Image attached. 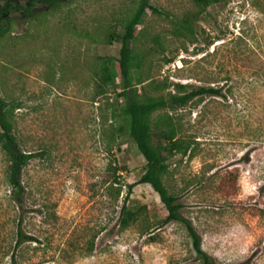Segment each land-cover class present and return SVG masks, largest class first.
Masks as SVG:
<instances>
[{
	"label": "rangeland",
	"instance_id": "1",
	"mask_svg": "<svg viewBox=\"0 0 264 264\" xmlns=\"http://www.w3.org/2000/svg\"><path fill=\"white\" fill-rule=\"evenodd\" d=\"M136 3L39 6L33 19L17 15L0 39V95L13 110L18 148L33 155L16 197L0 148V264H202L182 221L214 264H264V0H218L202 11L192 0H149L157 12L147 9L130 44L146 56L148 82L167 91L213 87L221 96L174 111L191 151L169 160L164 181L182 221L162 224L159 196L138 184L126 206L139 216L121 229L120 206L145 160L118 133L121 81L96 96L85 66L91 56L119 58V41L92 36L104 27L121 34ZM184 19L193 34L175 31ZM113 159L120 171L110 187ZM230 170L236 183L223 188ZM18 226L36 241L16 246Z\"/></svg>",
	"mask_w": 264,
	"mask_h": 264
},
{
	"label": "trees",
	"instance_id": "2",
	"mask_svg": "<svg viewBox=\"0 0 264 264\" xmlns=\"http://www.w3.org/2000/svg\"><path fill=\"white\" fill-rule=\"evenodd\" d=\"M68 0H25L20 3L16 0H0V39L6 36L16 24V16L20 15L29 20L36 17L37 7L58 9ZM194 5L202 11L208 6L215 4L218 0H192ZM147 9L157 12L151 8L149 0H137L132 12L125 18L122 33L107 28H99L92 36L97 38L96 42L110 44L119 41L121 44L119 58L114 62L109 57L91 56L86 61V69L89 77L95 85L96 96L104 94L106 89L115 83L116 79L121 81V91L118 93L116 102L121 100L118 118L123 122L118 126V133L125 132L135 144L137 151L145 160V168L141 176L126 189V195L119 211V226L127 228L137 220V211L130 210L126 206V200L132 189L138 184H148L157 193L164 206L166 216L162 224L170 221H182L178 216L180 205L178 198L171 194L164 181L168 172V162L175 155L186 156L191 151V141L181 135V127L174 111L189 102L200 99L205 95L221 96V90L213 87H197L189 89L187 85L173 84L172 90L167 91L170 85L161 82L149 81V63L146 56L135 54L131 43L137 36L139 26L146 15ZM177 33L186 32L193 34L189 21L182 20ZM185 33V34H186ZM95 36V37H94ZM91 37V38H92ZM170 62V59L166 60ZM136 73L135 79L132 74ZM139 86V89L138 87ZM113 106V105H111ZM13 110L9 108L7 101L0 95V148L7 158L6 181L12 193L19 197L24 188L21 183V170L33 157L31 153L23 152L18 148L16 137L13 133ZM114 165H109V186L116 184L120 167L113 159ZM237 177L230 170L223 174L220 185L225 188L231 184L234 186ZM120 189H116L118 197ZM188 232L192 239V246L202 264H214L200 247V240L192 227L186 221ZM28 241H36L25 235L21 228L17 227L16 246ZM12 262H15L14 258Z\"/></svg>",
	"mask_w": 264,
	"mask_h": 264
}]
</instances>
